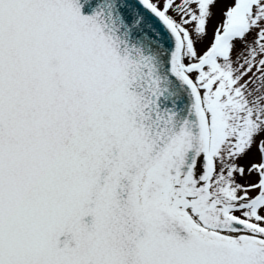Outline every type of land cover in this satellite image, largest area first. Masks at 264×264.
<instances>
[{
    "label": "snow or ice",
    "instance_id": "6c2138e0",
    "mask_svg": "<svg viewBox=\"0 0 264 264\" xmlns=\"http://www.w3.org/2000/svg\"><path fill=\"white\" fill-rule=\"evenodd\" d=\"M0 264H264V0H0Z\"/></svg>",
    "mask_w": 264,
    "mask_h": 264
},
{
    "label": "rangeland",
    "instance_id": "374dc122",
    "mask_svg": "<svg viewBox=\"0 0 264 264\" xmlns=\"http://www.w3.org/2000/svg\"><path fill=\"white\" fill-rule=\"evenodd\" d=\"M220 7H221V5H217L215 8H213V12L215 13V16H214L213 20L210 22V25H209V36L211 35L212 25L216 22V20L219 19ZM198 47H203V45H199ZM242 162H244V161H242Z\"/></svg>",
    "mask_w": 264,
    "mask_h": 264
}]
</instances>
